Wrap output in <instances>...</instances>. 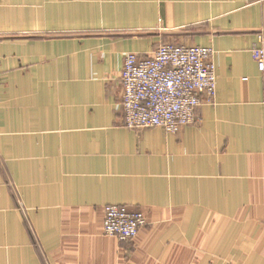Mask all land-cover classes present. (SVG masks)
Here are the masks:
<instances>
[{"label": "crops", "instance_id": "obj_1", "mask_svg": "<svg viewBox=\"0 0 264 264\" xmlns=\"http://www.w3.org/2000/svg\"><path fill=\"white\" fill-rule=\"evenodd\" d=\"M211 48L177 134L124 124L128 54ZM264 0H0V264H264ZM108 206L145 215L104 235Z\"/></svg>", "mask_w": 264, "mask_h": 264}, {"label": "built area", "instance_id": "obj_2", "mask_svg": "<svg viewBox=\"0 0 264 264\" xmlns=\"http://www.w3.org/2000/svg\"><path fill=\"white\" fill-rule=\"evenodd\" d=\"M253 59L264 71V49L254 48ZM211 48L164 44L151 56L128 54L121 74L124 124L130 129L161 128L177 134L196 122L203 96L213 102L217 73ZM148 225L144 214L108 206L104 235L133 241Z\"/></svg>", "mask_w": 264, "mask_h": 264}, {"label": "rangeland", "instance_id": "obj_3", "mask_svg": "<svg viewBox=\"0 0 264 264\" xmlns=\"http://www.w3.org/2000/svg\"><path fill=\"white\" fill-rule=\"evenodd\" d=\"M147 219V218H146ZM103 224H104V222H103ZM103 231H104V228H103ZM111 238H113V237H111Z\"/></svg>", "mask_w": 264, "mask_h": 264}]
</instances>
